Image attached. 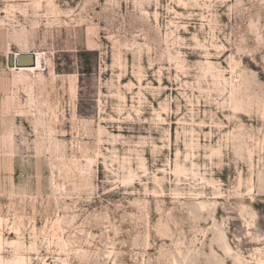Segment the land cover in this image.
<instances>
[{
    "label": "rangeland",
    "instance_id": "374dc122",
    "mask_svg": "<svg viewBox=\"0 0 264 264\" xmlns=\"http://www.w3.org/2000/svg\"><path fill=\"white\" fill-rule=\"evenodd\" d=\"M0 262L264 264V0H0Z\"/></svg>",
    "mask_w": 264,
    "mask_h": 264
},
{
    "label": "water",
    "instance_id": "95a60500",
    "mask_svg": "<svg viewBox=\"0 0 264 264\" xmlns=\"http://www.w3.org/2000/svg\"><path fill=\"white\" fill-rule=\"evenodd\" d=\"M8 67L25 68L36 65V55L34 52H20L16 55L10 53L7 55Z\"/></svg>",
    "mask_w": 264,
    "mask_h": 264
},
{
    "label": "bare ground",
    "instance_id": "6f19581e",
    "mask_svg": "<svg viewBox=\"0 0 264 264\" xmlns=\"http://www.w3.org/2000/svg\"><path fill=\"white\" fill-rule=\"evenodd\" d=\"M10 53L15 54L14 52H10ZM41 53L42 52H38L37 54H35L36 55V65L34 67H25V68L10 67L9 69L30 70V71L41 70V69H43V66H44L42 58H41ZM0 263H2V262H0Z\"/></svg>",
    "mask_w": 264,
    "mask_h": 264
},
{
    "label": "crops",
    "instance_id": "0c3cea01",
    "mask_svg": "<svg viewBox=\"0 0 264 264\" xmlns=\"http://www.w3.org/2000/svg\"><path fill=\"white\" fill-rule=\"evenodd\" d=\"M38 52H35V54H37ZM10 68V67H9Z\"/></svg>",
    "mask_w": 264,
    "mask_h": 264
}]
</instances>
